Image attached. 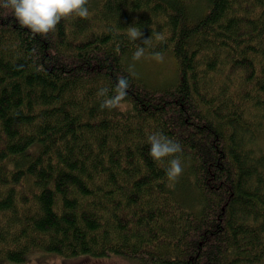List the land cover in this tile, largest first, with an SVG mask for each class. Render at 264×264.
<instances>
[{"label": "trees", "instance_id": "16d2710c", "mask_svg": "<svg viewBox=\"0 0 264 264\" xmlns=\"http://www.w3.org/2000/svg\"><path fill=\"white\" fill-rule=\"evenodd\" d=\"M86 6L46 37L0 8V264H264V0ZM130 26L149 39L136 63L170 54L172 84L129 74ZM154 133L182 146L174 187Z\"/></svg>", "mask_w": 264, "mask_h": 264}, {"label": "clouds", "instance_id": "9594fccd", "mask_svg": "<svg viewBox=\"0 0 264 264\" xmlns=\"http://www.w3.org/2000/svg\"><path fill=\"white\" fill-rule=\"evenodd\" d=\"M87 3L88 0H0V8L11 10L19 25L28 29L34 36L46 37L49 33L56 31L57 25L62 20L76 17L87 19L90 16ZM127 35L134 42L141 40L140 44L137 43L136 51L133 54V60L138 61L145 55L143 45L148 44L149 39H142L143 33L135 26L128 27ZM116 52L119 53V47L116 48ZM154 58L160 62L164 59L160 53H154ZM128 72L130 75H137L134 72V65L129 66ZM129 87L127 77L121 76L117 80L113 96H107L109 91L107 88L100 89L97 96L105 97L100 105L101 109L119 108L128 94ZM148 141L150 144L149 154L154 161L163 164L166 158L171 157L168 160L166 175L170 182L168 186L174 187L183 172L180 158L181 144L161 133L150 135ZM30 264H36V260L33 259ZM69 264H77V261H70Z\"/></svg>", "mask_w": 264, "mask_h": 264}, {"label": "rangeland", "instance_id": "374dc122", "mask_svg": "<svg viewBox=\"0 0 264 264\" xmlns=\"http://www.w3.org/2000/svg\"><path fill=\"white\" fill-rule=\"evenodd\" d=\"M162 55L164 57L162 62L157 61L154 57H146L147 60L142 59L140 66L138 65V62L136 63V61L131 63L134 65V72L137 75H139L141 72L145 82L154 88H163L165 86H169L175 81L176 77V63L174 59L170 54ZM33 255H30L29 258L19 264H30L33 258H35L32 257ZM37 255H39L41 258L36 257V264H69L70 261H77V264H130L129 262L118 257H108L95 261L89 259V261H86L85 258L80 259L81 257L61 258L47 253H39Z\"/></svg>", "mask_w": 264, "mask_h": 264}]
</instances>
